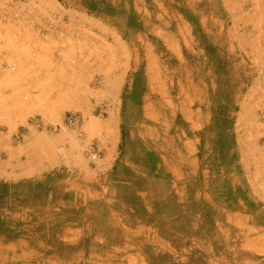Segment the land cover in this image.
Returning <instances> with one entry per match:
<instances>
[{
	"label": "rangeland",
	"instance_id": "rangeland-1",
	"mask_svg": "<svg viewBox=\"0 0 264 264\" xmlns=\"http://www.w3.org/2000/svg\"><path fill=\"white\" fill-rule=\"evenodd\" d=\"M0 264H264V0H0Z\"/></svg>",
	"mask_w": 264,
	"mask_h": 264
}]
</instances>
